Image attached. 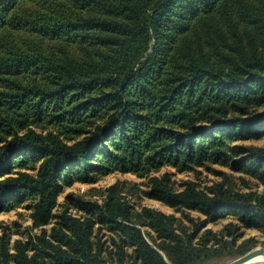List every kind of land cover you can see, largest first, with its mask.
Returning a JSON list of instances; mask_svg holds the SVG:
<instances>
[{
    "label": "trees",
    "instance_id": "trees-1",
    "mask_svg": "<svg viewBox=\"0 0 264 264\" xmlns=\"http://www.w3.org/2000/svg\"><path fill=\"white\" fill-rule=\"evenodd\" d=\"M263 106L264 0H0V212L22 206L35 226L53 222L13 241L4 226L0 264L222 255L210 230L196 238L173 215L132 213L113 187L101 204L67 196L83 216L68 203L55 213L64 185L115 172L148 177L149 197L202 222L232 216V232L264 234V145L236 142L264 138ZM209 163L229 165L243 188L152 175Z\"/></svg>",
    "mask_w": 264,
    "mask_h": 264
},
{
    "label": "rangeland",
    "instance_id": "rangeland-1",
    "mask_svg": "<svg viewBox=\"0 0 264 264\" xmlns=\"http://www.w3.org/2000/svg\"><path fill=\"white\" fill-rule=\"evenodd\" d=\"M264 109V106L260 110ZM243 145L263 146L264 138L253 141H236ZM168 173L170 179L175 182V186L179 187L186 182L195 183L199 188H205L210 185H215L221 182L230 181L236 188H241L243 185L239 179L240 174L233 172L229 165H220L218 163L204 164L198 167H194L191 170L178 172L174 168L169 166L162 167L152 175L160 176L163 173ZM148 177H137L132 173L115 172L100 178L97 182L88 183L85 181L74 180L70 185H64L62 192L57 197L58 205L55 213L59 212L61 204L68 203L73 206V203H69L67 196H71L73 199H82L84 201H96L103 203L111 192L108 188L113 187L114 196L119 199L132 213L140 212L143 207L152 208L160 211L164 214H170L180 219L184 230L188 234H193L196 238L204 234L206 230H210L211 233L220 240L219 243L214 244L216 239L211 241V245L220 246L223 248L222 255L211 257L207 260L199 262L198 264H235L239 261L243 255L252 252L256 247H262L264 249V234L258 229H238L236 232L231 231V224H235L236 221L232 216H226L219 218L215 222H202L204 217L197 211L176 210L169 205L149 197L145 191L147 190L146 184H148ZM249 185L252 190H256L261 193L262 186H255L251 180ZM243 188V187H242ZM69 211L76 216H83V209L77 207L75 204ZM200 223V224H199ZM53 222L43 225L35 226L29 217L28 211L22 206L9 209L8 211L0 212V236L2 234V228L5 226L9 232L11 241L15 238L26 239L29 235L33 237L41 233V230L45 228L47 231L50 229ZM196 224L199 226L196 229ZM144 232H149L151 236H155L152 230L142 227ZM95 233L101 241L109 242L110 232L102 227L97 228L95 226ZM146 238L152 243L150 236L145 234ZM194 241H197L196 239ZM240 249L245 251L240 254ZM260 254L252 252L248 258L240 264H256ZM167 260V258L165 257ZM168 264H171L167 260Z\"/></svg>",
    "mask_w": 264,
    "mask_h": 264
},
{
    "label": "water",
    "instance_id": "water-1",
    "mask_svg": "<svg viewBox=\"0 0 264 264\" xmlns=\"http://www.w3.org/2000/svg\"><path fill=\"white\" fill-rule=\"evenodd\" d=\"M252 252L260 254V257L257 260L256 264H264V249L262 247H256ZM252 252L243 255L242 258L239 261H237L235 264H240L243 261H245L248 258V256L251 255Z\"/></svg>",
    "mask_w": 264,
    "mask_h": 264
}]
</instances>
